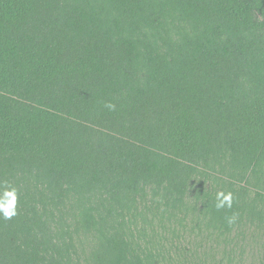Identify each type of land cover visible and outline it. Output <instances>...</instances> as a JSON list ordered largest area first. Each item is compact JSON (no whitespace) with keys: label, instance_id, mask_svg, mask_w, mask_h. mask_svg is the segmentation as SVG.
<instances>
[{"label":"trees","instance_id":"1","mask_svg":"<svg viewBox=\"0 0 264 264\" xmlns=\"http://www.w3.org/2000/svg\"><path fill=\"white\" fill-rule=\"evenodd\" d=\"M13 187L0 264H264V0H0Z\"/></svg>","mask_w":264,"mask_h":264},{"label":"clouds","instance_id":"2","mask_svg":"<svg viewBox=\"0 0 264 264\" xmlns=\"http://www.w3.org/2000/svg\"><path fill=\"white\" fill-rule=\"evenodd\" d=\"M106 107L109 109H114L115 105L107 104ZM17 200L18 193L13 187L11 189H5L3 194L0 195V215L4 219H11L13 216L17 215ZM234 194L231 191H218L215 195V208L217 210L223 208H231L233 205ZM236 215L233 214L227 217L228 224H233L236 221Z\"/></svg>","mask_w":264,"mask_h":264}]
</instances>
